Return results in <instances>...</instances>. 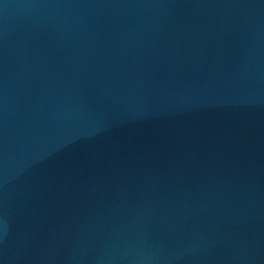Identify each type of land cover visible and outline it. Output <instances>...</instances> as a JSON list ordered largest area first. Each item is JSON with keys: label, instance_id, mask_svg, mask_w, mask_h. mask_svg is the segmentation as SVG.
<instances>
[{"label": "water", "instance_id": "water-1", "mask_svg": "<svg viewBox=\"0 0 264 264\" xmlns=\"http://www.w3.org/2000/svg\"><path fill=\"white\" fill-rule=\"evenodd\" d=\"M0 264H264V0H0Z\"/></svg>", "mask_w": 264, "mask_h": 264}]
</instances>
